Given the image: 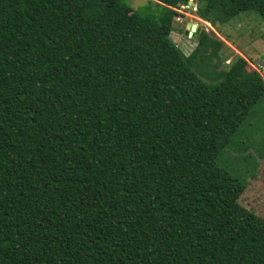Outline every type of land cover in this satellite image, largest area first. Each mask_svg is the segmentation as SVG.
<instances>
[{
  "label": "trees",
  "instance_id": "obj_1",
  "mask_svg": "<svg viewBox=\"0 0 264 264\" xmlns=\"http://www.w3.org/2000/svg\"><path fill=\"white\" fill-rule=\"evenodd\" d=\"M154 1L0 0V264H264V218L219 164L264 124V71L235 55L209 81L220 40L185 54L190 0ZM195 1L212 26L264 22V0Z\"/></svg>",
  "mask_w": 264,
  "mask_h": 264
},
{
  "label": "rangeland",
  "instance_id": "obj_2",
  "mask_svg": "<svg viewBox=\"0 0 264 264\" xmlns=\"http://www.w3.org/2000/svg\"><path fill=\"white\" fill-rule=\"evenodd\" d=\"M131 5L133 9L149 10L152 15L161 10V5L154 0H131ZM189 5L187 9L182 6L178 9L180 15L178 19H174L171 38L188 54L196 46L197 40L194 37L187 38L185 30L188 23H194L211 38L220 40L218 56H213L202 64L209 81L216 77L214 72L228 66L235 55L246 59L249 70H262L257 63L264 65V22L256 12H243L226 24L212 26L200 17L195 0H190ZM251 124L244 125L243 134L237 135V131L235 132L231 144L220 157L219 164L233 175L245 179L246 185L238 201L264 218V124L257 121ZM247 134L248 150L245 153L248 154L245 158L243 153L237 151V142L246 141Z\"/></svg>",
  "mask_w": 264,
  "mask_h": 264
},
{
  "label": "water",
  "instance_id": "obj_3",
  "mask_svg": "<svg viewBox=\"0 0 264 264\" xmlns=\"http://www.w3.org/2000/svg\"><path fill=\"white\" fill-rule=\"evenodd\" d=\"M188 28L185 30V35L188 37L192 36V33H199V32H203L199 27L196 26V24L194 23H188L187 24ZM263 58V56H261V59Z\"/></svg>",
  "mask_w": 264,
  "mask_h": 264
},
{
  "label": "built area",
  "instance_id": "obj_4",
  "mask_svg": "<svg viewBox=\"0 0 264 264\" xmlns=\"http://www.w3.org/2000/svg\"><path fill=\"white\" fill-rule=\"evenodd\" d=\"M189 6H190L189 3H188L187 5H185V6L182 5L183 8H184V7H189ZM177 19H178V17H177ZM257 66H258L260 69L264 70V65L262 66V65H260V64L257 63Z\"/></svg>",
  "mask_w": 264,
  "mask_h": 264
}]
</instances>
